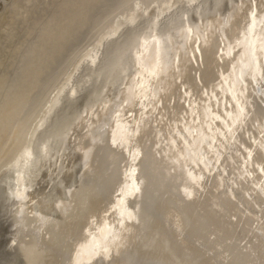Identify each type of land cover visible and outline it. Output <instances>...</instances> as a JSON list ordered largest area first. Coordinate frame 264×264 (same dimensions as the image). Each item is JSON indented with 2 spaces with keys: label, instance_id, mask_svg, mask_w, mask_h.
I'll return each instance as SVG.
<instances>
[{
  "label": "bare ground",
  "instance_id": "bare-ground-1",
  "mask_svg": "<svg viewBox=\"0 0 264 264\" xmlns=\"http://www.w3.org/2000/svg\"><path fill=\"white\" fill-rule=\"evenodd\" d=\"M0 264H264V0H0Z\"/></svg>",
  "mask_w": 264,
  "mask_h": 264
},
{
  "label": "rangeland",
  "instance_id": "rangeland-1",
  "mask_svg": "<svg viewBox=\"0 0 264 264\" xmlns=\"http://www.w3.org/2000/svg\"><path fill=\"white\" fill-rule=\"evenodd\" d=\"M7 229L8 228H7L6 221L0 213V244L2 245L4 241V244L2 245L3 247H5V235H6ZM2 246L0 247V249H2Z\"/></svg>",
  "mask_w": 264,
  "mask_h": 264
}]
</instances>
